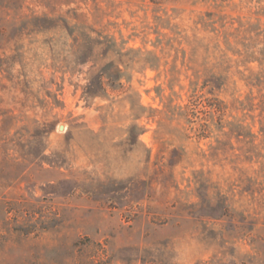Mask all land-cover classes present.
<instances>
[{
    "label": "rangeland",
    "instance_id": "374dc122",
    "mask_svg": "<svg viewBox=\"0 0 264 264\" xmlns=\"http://www.w3.org/2000/svg\"><path fill=\"white\" fill-rule=\"evenodd\" d=\"M0 264H264V0H0Z\"/></svg>",
    "mask_w": 264,
    "mask_h": 264
},
{
    "label": "trees",
    "instance_id": "16d2710c",
    "mask_svg": "<svg viewBox=\"0 0 264 264\" xmlns=\"http://www.w3.org/2000/svg\"><path fill=\"white\" fill-rule=\"evenodd\" d=\"M107 75L110 74V73H106ZM103 76V75H102ZM110 76V75H109ZM100 80H102V77L100 78Z\"/></svg>",
    "mask_w": 264,
    "mask_h": 264
},
{
    "label": "water",
    "instance_id": "95a60500",
    "mask_svg": "<svg viewBox=\"0 0 264 264\" xmlns=\"http://www.w3.org/2000/svg\"><path fill=\"white\" fill-rule=\"evenodd\" d=\"M61 129L63 130L64 129V126H61Z\"/></svg>",
    "mask_w": 264,
    "mask_h": 264
}]
</instances>
